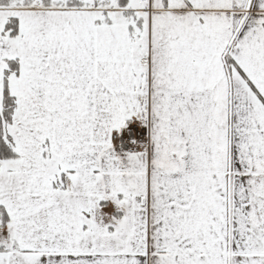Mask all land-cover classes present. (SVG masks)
Listing matches in <instances>:
<instances>
[{"label": "snow or ice", "instance_id": "6c2138e0", "mask_svg": "<svg viewBox=\"0 0 264 264\" xmlns=\"http://www.w3.org/2000/svg\"><path fill=\"white\" fill-rule=\"evenodd\" d=\"M0 264H264V0H0Z\"/></svg>", "mask_w": 264, "mask_h": 264}]
</instances>
